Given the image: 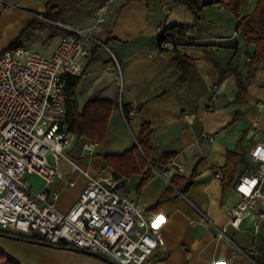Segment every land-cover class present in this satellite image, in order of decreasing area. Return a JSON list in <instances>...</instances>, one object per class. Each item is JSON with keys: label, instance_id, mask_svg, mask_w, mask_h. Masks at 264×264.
<instances>
[{"label": "crops", "instance_id": "0c3cea01", "mask_svg": "<svg viewBox=\"0 0 264 264\" xmlns=\"http://www.w3.org/2000/svg\"><path fill=\"white\" fill-rule=\"evenodd\" d=\"M51 1L6 0V5L0 4V51L8 49L35 17H43ZM65 1L57 2L61 9ZM257 1L244 0L241 17L253 14ZM106 4L107 24L100 34L106 47L94 46L85 59L78 101L81 109L88 102L109 101L113 112L103 142L92 143L72 134L74 140L66 153L72 155L67 154L78 168L62 161L66 171L62 163L61 169L75 185L61 179L51 185L60 194L57 209L68 213L78 202L87 185L83 172L98 178L115 174L107 166L106 156L132 149L147 122L153 128L151 144L159 151L151 168L162 171L171 163L183 168L169 178L152 168L141 189L137 188L141 173L123 177L130 197L155 212L163 228L165 245L155 256L156 264H256L255 259L264 254V218L260 216L264 203H258L239 228L233 226L230 211L241 201L233 183L244 166L237 169L226 195L217 172L222 175L228 152L235 150L241 139L245 156L264 140V59L245 102L237 103L236 75L222 79V70L228 69L239 50L234 69L245 74L250 56L244 35L237 30L238 19L226 6L207 5L205 19L198 21L177 0H108ZM95 14L96 10L80 24L83 28L78 25L68 27V33L62 31L56 41L52 37L58 30L54 29L49 43L36 41L37 46L52 55L65 33L73 35L75 30L91 26ZM176 25L194 28L180 42L182 53L195 61L191 79L186 82L180 80L172 64L176 53L162 50L158 44L162 29ZM40 30L33 34L34 39ZM237 112L241 115L235 120ZM166 154H173L174 159L167 162ZM195 168L196 178L188 193L172 187L173 176L190 178ZM169 189L171 199L157 207ZM257 225L260 229L255 232ZM0 248L20 264H111L73 248L1 233Z\"/></svg>", "mask_w": 264, "mask_h": 264}, {"label": "built area", "instance_id": "2783aa9c", "mask_svg": "<svg viewBox=\"0 0 264 264\" xmlns=\"http://www.w3.org/2000/svg\"><path fill=\"white\" fill-rule=\"evenodd\" d=\"M107 11V4L99 6L95 22L62 37L52 55L26 47L0 51V232L37 235L50 246H68L111 264H156L155 256L165 245L163 228L155 212L130 197L123 177L83 172L86 188L68 213L57 209L60 194L50 188L57 179L75 185L61 169L62 161L78 168L66 153L74 140L66 130V78L82 77L92 48L106 47L100 34ZM161 48L182 50L173 42ZM248 157L254 167L234 183L241 201L230 211L238 228L264 203V140ZM152 168L165 178L183 170L174 163L162 171ZM33 175L44 181L40 191L32 189ZM260 216L264 218V212ZM259 229L257 225L255 232Z\"/></svg>", "mask_w": 264, "mask_h": 264}, {"label": "trees", "instance_id": "16d2710c", "mask_svg": "<svg viewBox=\"0 0 264 264\" xmlns=\"http://www.w3.org/2000/svg\"><path fill=\"white\" fill-rule=\"evenodd\" d=\"M59 0H52L47 6V13L43 17H35L33 22L27 26V28L21 33L19 38L11 44L8 49H14L18 47H25L26 41L31 39L33 34L42 28L62 29L57 23H64L62 17L61 7L57 4ZM107 2L108 0H102ZM151 1V0H150ZM178 2L186 5L189 10L195 15L198 21L205 19L204 8L207 5L202 4L201 0H177ZM257 7L253 14H249L241 17V11L244 5V0H212L211 5H224L226 6L234 16L238 19L237 30L241 31L245 38V45L248 48L250 60L248 62L247 72L244 74L238 69H234V61L240 56L238 50L231 61L228 69L222 70V79L227 75L235 74L238 83V95L237 103L245 102L249 91V85L253 82L256 72L260 67L264 59V0L257 1ZM194 30L193 27L184 25L168 26L164 27L159 33L158 44L161 48V44L164 42H173L175 45L181 46L180 42L183 37ZM162 49V48H161ZM165 50V49H162ZM176 55L171 60L172 64L180 73V80L186 82L191 79V70L195 66V61L182 53L181 50H174ZM84 78L68 76L67 81V126L66 130L70 134L77 136L79 139H87L92 143L103 142L109 125V119L113 112V103L109 101H92L88 102L81 109L78 101V92L81 83ZM138 113L142 112V106L138 107ZM127 114V112H126ZM241 115L237 112L235 120ZM153 137L152 126L144 122L137 138L136 145L121 154H110L106 156L107 166L115 172L116 176L130 178L136 173L142 174V182L138 189L144 186L145 182L149 178L151 173V165H154V160L158 154V150L153 148L151 141ZM244 139H241L240 144L235 150H230L227 154V162L222 168V185L224 195L228 189L232 186L235 180L237 169L240 165H243V175L245 172L252 171V165L249 157L241 153L242 143ZM174 155L166 154L165 159L167 162L172 161ZM238 177V179L240 178ZM196 178V168L190 178L175 175L171 180L173 188L177 189L183 194L188 193L190 186L194 183ZM237 182V180H236ZM235 182V183H236ZM234 184V183H233ZM235 185V184H234ZM172 189H169L163 198L160 200L157 207L164 204L171 199ZM3 235L15 236L21 240L30 242H43L40 236L32 235L30 237H23L18 235H12L11 233L0 232ZM59 248H67L68 246H58ZM70 248V247H68ZM258 264H264V254H261L259 258L255 259ZM0 264H20L13 257L5 253L0 248Z\"/></svg>", "mask_w": 264, "mask_h": 264}, {"label": "rangeland", "instance_id": "374dc122", "mask_svg": "<svg viewBox=\"0 0 264 264\" xmlns=\"http://www.w3.org/2000/svg\"><path fill=\"white\" fill-rule=\"evenodd\" d=\"M103 4L106 3L103 2L102 0H66L64 2L62 9H60L62 11V17L64 23H58V25L62 27L64 30L59 29L58 32L52 37L54 38L53 41H56L59 38V36H61L62 31H66L68 33L67 30L70 29L68 27L71 26L78 27L79 25L80 28H83L84 25L80 26V24H82L87 17H90V15L94 13L95 10H97L98 7ZM54 32H55L54 29L44 27V29H41L39 31V35L37 38L34 39L32 36L31 39L26 41L25 47L49 55L46 53L45 48L43 49L40 46H37L36 41L40 42L41 44L47 45L51 38V34H53ZM67 33H65L64 35L67 36ZM68 155L69 157H72L70 153ZM62 168L65 172L66 171L65 163H62ZM30 184L34 188V191L37 192L40 191V189L44 186V181L39 176L33 175L30 177Z\"/></svg>", "mask_w": 264, "mask_h": 264}, {"label": "water", "instance_id": "95a60500", "mask_svg": "<svg viewBox=\"0 0 264 264\" xmlns=\"http://www.w3.org/2000/svg\"><path fill=\"white\" fill-rule=\"evenodd\" d=\"M202 4L209 5L212 3V0H201Z\"/></svg>", "mask_w": 264, "mask_h": 264}]
</instances>
